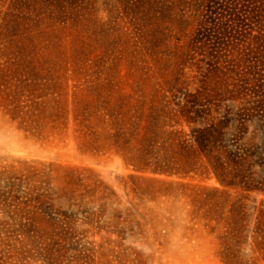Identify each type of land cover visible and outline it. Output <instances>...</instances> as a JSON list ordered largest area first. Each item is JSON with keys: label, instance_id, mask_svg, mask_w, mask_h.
<instances>
[{"label": "rangeland", "instance_id": "rangeland-1", "mask_svg": "<svg viewBox=\"0 0 264 264\" xmlns=\"http://www.w3.org/2000/svg\"><path fill=\"white\" fill-rule=\"evenodd\" d=\"M110 3L33 44L0 7V264H264L262 161L231 184L192 163L170 74L124 59Z\"/></svg>", "mask_w": 264, "mask_h": 264}, {"label": "trees", "instance_id": "trees-1", "mask_svg": "<svg viewBox=\"0 0 264 264\" xmlns=\"http://www.w3.org/2000/svg\"><path fill=\"white\" fill-rule=\"evenodd\" d=\"M73 2L0 0V7L7 5L2 27L9 30L5 34L21 29V36L33 44L45 25L43 16L58 21ZM93 3L76 0V25L93 19ZM110 4L116 17L128 23L133 38L124 59L134 67L140 58L142 68L155 59L170 74L164 78L168 87L162 90L171 93L170 99L182 101L176 103L174 116L185 120L190 132L176 134L185 133L193 141L188 150L192 163L204 160L220 182L230 184L253 160L264 165V0ZM166 98L164 94L162 101ZM258 135L260 143L253 144ZM245 136L249 146L240 143Z\"/></svg>", "mask_w": 264, "mask_h": 264}]
</instances>
